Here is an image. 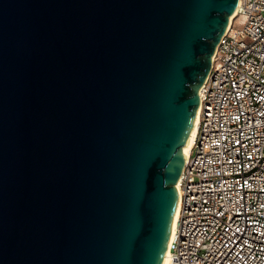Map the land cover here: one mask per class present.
<instances>
[{
    "label": "water",
    "instance_id": "water-1",
    "mask_svg": "<svg viewBox=\"0 0 264 264\" xmlns=\"http://www.w3.org/2000/svg\"><path fill=\"white\" fill-rule=\"evenodd\" d=\"M236 7L0 0V264H163Z\"/></svg>",
    "mask_w": 264,
    "mask_h": 264
},
{
    "label": "built area",
    "instance_id": "built-area-1",
    "mask_svg": "<svg viewBox=\"0 0 264 264\" xmlns=\"http://www.w3.org/2000/svg\"><path fill=\"white\" fill-rule=\"evenodd\" d=\"M198 90L171 264H264V0H237Z\"/></svg>",
    "mask_w": 264,
    "mask_h": 264
},
{
    "label": "bare ground",
    "instance_id": "bare-ground-1",
    "mask_svg": "<svg viewBox=\"0 0 264 264\" xmlns=\"http://www.w3.org/2000/svg\"><path fill=\"white\" fill-rule=\"evenodd\" d=\"M237 17V9L234 11V13L230 16V22L229 24H232L233 21L236 19ZM197 123H198V116L196 115V119H195V123H194V126H193V129L191 131V134H190V137L188 139V142L186 143V145L184 146V154H185V157L187 155H189L190 153V150L193 146V143L195 141V136H196V132H197ZM178 186V185H177ZM176 218H177V212H176V216H175V219L173 221V224H172V230H171V233L173 231V227L175 225V221H176ZM163 264H171V259H170V256H169V252L167 251L166 255H165V259H164V262Z\"/></svg>",
    "mask_w": 264,
    "mask_h": 264
}]
</instances>
